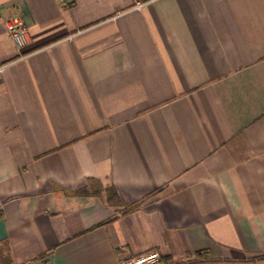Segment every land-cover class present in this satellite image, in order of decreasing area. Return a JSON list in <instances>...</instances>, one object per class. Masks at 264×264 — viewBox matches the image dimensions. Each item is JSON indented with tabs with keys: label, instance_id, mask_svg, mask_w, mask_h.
Masks as SVG:
<instances>
[{
	"label": "crops",
	"instance_id": "crops-1",
	"mask_svg": "<svg viewBox=\"0 0 264 264\" xmlns=\"http://www.w3.org/2000/svg\"><path fill=\"white\" fill-rule=\"evenodd\" d=\"M0 67V263L264 264V0H0Z\"/></svg>",
	"mask_w": 264,
	"mask_h": 264
},
{
	"label": "built area",
	"instance_id": "built-area-1",
	"mask_svg": "<svg viewBox=\"0 0 264 264\" xmlns=\"http://www.w3.org/2000/svg\"><path fill=\"white\" fill-rule=\"evenodd\" d=\"M9 37L19 50H24L31 43L29 28L21 15H15L7 21ZM4 67H0V74ZM160 254L157 252L138 257L132 260H122L120 264H159Z\"/></svg>",
	"mask_w": 264,
	"mask_h": 264
},
{
	"label": "trees",
	"instance_id": "trees-1",
	"mask_svg": "<svg viewBox=\"0 0 264 264\" xmlns=\"http://www.w3.org/2000/svg\"><path fill=\"white\" fill-rule=\"evenodd\" d=\"M82 195H85V194H88V192H87V190L86 189H84V190H82L81 192H80ZM0 264H12L11 262H1Z\"/></svg>",
	"mask_w": 264,
	"mask_h": 264
}]
</instances>
